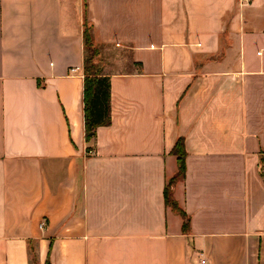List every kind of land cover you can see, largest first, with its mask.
<instances>
[{
  "label": "crops",
  "instance_id": "crops-1",
  "mask_svg": "<svg viewBox=\"0 0 264 264\" xmlns=\"http://www.w3.org/2000/svg\"><path fill=\"white\" fill-rule=\"evenodd\" d=\"M263 174L264 0H0V264H264Z\"/></svg>",
  "mask_w": 264,
  "mask_h": 264
},
{
  "label": "trees",
  "instance_id": "trees-1",
  "mask_svg": "<svg viewBox=\"0 0 264 264\" xmlns=\"http://www.w3.org/2000/svg\"><path fill=\"white\" fill-rule=\"evenodd\" d=\"M84 40V116L86 141L89 142L96 138L99 127L111 124V79L101 73L97 58L100 55V50L94 42L92 27L88 20L86 21ZM172 153L177 157L179 169L177 175L169 181L165 189V200L167 206H170L173 210L178 211L184 216L183 231L187 234L190 231V219L182 211L172 195L173 185L182 181L186 176L185 159L187 153L183 138L177 140ZM45 264H51L49 258Z\"/></svg>",
  "mask_w": 264,
  "mask_h": 264
},
{
  "label": "rangeland",
  "instance_id": "rangeland-1",
  "mask_svg": "<svg viewBox=\"0 0 264 264\" xmlns=\"http://www.w3.org/2000/svg\"><path fill=\"white\" fill-rule=\"evenodd\" d=\"M99 50H100V55L97 57L98 58V61H99V59H101L102 57V53H103V51H101V49L99 48ZM122 67H124V66H122ZM34 255H35V253H34ZM34 259V258H33ZM33 264H34V262H33Z\"/></svg>",
  "mask_w": 264,
  "mask_h": 264
},
{
  "label": "built area",
  "instance_id": "built-area-1",
  "mask_svg": "<svg viewBox=\"0 0 264 264\" xmlns=\"http://www.w3.org/2000/svg\"><path fill=\"white\" fill-rule=\"evenodd\" d=\"M40 227L43 228L44 227V224H42Z\"/></svg>",
  "mask_w": 264,
  "mask_h": 264
}]
</instances>
